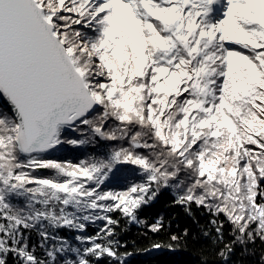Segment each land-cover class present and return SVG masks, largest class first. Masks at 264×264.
I'll use <instances>...</instances> for the list:
<instances>
[{
  "label": "snow or ice",
  "instance_id": "snow-or-ice-1",
  "mask_svg": "<svg viewBox=\"0 0 264 264\" xmlns=\"http://www.w3.org/2000/svg\"><path fill=\"white\" fill-rule=\"evenodd\" d=\"M132 225L264 264V0H0V264H128Z\"/></svg>",
  "mask_w": 264,
  "mask_h": 264
},
{
  "label": "trees",
  "instance_id": "trees-1",
  "mask_svg": "<svg viewBox=\"0 0 264 264\" xmlns=\"http://www.w3.org/2000/svg\"><path fill=\"white\" fill-rule=\"evenodd\" d=\"M170 199V194L166 193L160 201L147 206L142 213V215L149 218V222L152 221L156 216L163 212L166 218L171 219V225L166 224L167 231L170 232H182L184 228L190 230L189 235V244L193 247H199L202 244H208V238L200 235L201 229L198 227L197 221L200 224H204L208 220V216L203 214L202 209H198L193 206V212L195 213V219L193 216H190L186 213L181 206L178 205H165L168 204ZM141 232H147V229H140L136 225H132L130 230L123 234L124 239L128 240V248H139L140 251H136L131 259L128 261V264H197L198 257L192 255L191 249L187 252H172L167 248L161 250H151L144 251L143 249L147 247V240L144 236L141 235ZM192 234L198 236V239L193 240ZM148 238L153 240L166 238L165 234L157 237L151 232H147ZM133 241H136V244H133ZM257 247H259V241H257ZM239 245H237V252H239ZM239 257L236 254H233L232 259H237ZM245 261H250L252 257H243ZM209 264H222L218 259H210ZM231 264V261L229 262Z\"/></svg>",
  "mask_w": 264,
  "mask_h": 264
}]
</instances>
